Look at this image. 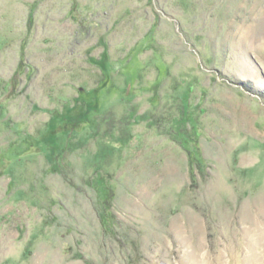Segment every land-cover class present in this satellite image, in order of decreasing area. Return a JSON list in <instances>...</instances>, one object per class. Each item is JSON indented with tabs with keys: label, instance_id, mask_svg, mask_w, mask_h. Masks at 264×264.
Returning a JSON list of instances; mask_svg holds the SVG:
<instances>
[{
	"label": "rangeland",
	"instance_id": "1",
	"mask_svg": "<svg viewBox=\"0 0 264 264\" xmlns=\"http://www.w3.org/2000/svg\"><path fill=\"white\" fill-rule=\"evenodd\" d=\"M0 264H264V0H0Z\"/></svg>",
	"mask_w": 264,
	"mask_h": 264
},
{
	"label": "trees",
	"instance_id": "2",
	"mask_svg": "<svg viewBox=\"0 0 264 264\" xmlns=\"http://www.w3.org/2000/svg\"><path fill=\"white\" fill-rule=\"evenodd\" d=\"M191 155H192V153H191ZM192 157V156H191ZM192 160H193V158H192ZM108 210V209H107Z\"/></svg>",
	"mask_w": 264,
	"mask_h": 264
}]
</instances>
